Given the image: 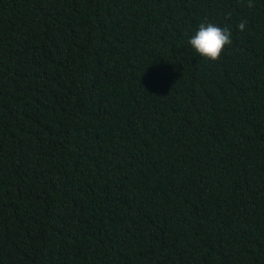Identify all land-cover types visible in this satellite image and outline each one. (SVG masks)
<instances>
[{
    "label": "trees",
    "instance_id": "16d2710c",
    "mask_svg": "<svg viewBox=\"0 0 264 264\" xmlns=\"http://www.w3.org/2000/svg\"><path fill=\"white\" fill-rule=\"evenodd\" d=\"M0 264H264V0H0Z\"/></svg>",
    "mask_w": 264,
    "mask_h": 264
},
{
    "label": "clouds",
    "instance_id": "9594fccd",
    "mask_svg": "<svg viewBox=\"0 0 264 264\" xmlns=\"http://www.w3.org/2000/svg\"><path fill=\"white\" fill-rule=\"evenodd\" d=\"M236 27L238 30H243L245 24L241 22ZM188 44L199 56L216 61L224 47L232 44V31L228 27L202 22L189 36Z\"/></svg>",
    "mask_w": 264,
    "mask_h": 264
}]
</instances>
